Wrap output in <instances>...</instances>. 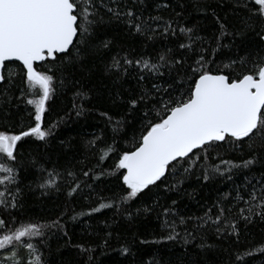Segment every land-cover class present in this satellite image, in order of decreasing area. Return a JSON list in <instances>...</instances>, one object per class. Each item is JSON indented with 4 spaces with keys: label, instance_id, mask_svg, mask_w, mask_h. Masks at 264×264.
Listing matches in <instances>:
<instances>
[{
    "label": "snow or ice",
    "instance_id": "6c2138e0",
    "mask_svg": "<svg viewBox=\"0 0 264 264\" xmlns=\"http://www.w3.org/2000/svg\"><path fill=\"white\" fill-rule=\"evenodd\" d=\"M231 3L233 9L245 13L244 28L253 31L259 28L257 35L264 41V0H231ZM194 6L205 13L209 7L198 3ZM146 8L145 0H0V87L3 88L0 100L9 97L5 102H10V90L18 87L20 96L17 98V108L23 103L30 121L27 129H22L19 133L0 131V173L4 174L0 178V185H4L6 191L9 190L8 184L16 183L14 165L18 142L24 138L46 142L52 135L53 125L44 127L45 114L49 111L48 102L57 88L64 86L63 79H60L59 84L56 83L54 69L63 70L80 62L87 55L109 51L114 44L113 40L103 39L97 45H92L90 39L96 36L101 25L112 21L123 25L129 35H139L145 41H154L157 36H171L178 40L180 36H185L189 41L178 43V48L185 53L179 58L171 54L172 49L158 54L155 62L151 58H130L127 53L122 56L117 52L104 65L105 72L112 77L114 83H119L134 73L133 78L139 86V91L135 94L130 91L124 101L127 105L126 116L137 110L141 111L142 116L139 135L134 133L131 147L117 154L115 168L124 170L117 177L122 180L119 194L122 204L146 195L145 190L151 192L150 186L159 188L165 185L168 191L178 188L183 183L181 173H190L197 161H207L211 150L224 145L242 149L246 143L252 149L254 138L264 139V55L258 54L251 59L248 56L240 57L222 68L213 67L216 61L208 58V49L204 47L205 43H210L209 40L201 37L193 28L180 27L177 32L171 19L151 13L146 16ZM169 8L170 5L161 0L155 4L154 11L161 12ZM212 15L219 25L218 34L214 35V55L220 47L225 46L221 41L231 33L214 9ZM189 52L192 54L191 63L188 62ZM37 62H47L50 67L47 71L38 70ZM237 66L240 71H237ZM162 68H167V75L172 81L167 87L153 82L165 76ZM17 80L20 81L19 85ZM149 83L151 87L147 86ZM77 95L83 97L85 94L78 92ZM28 106H31V110ZM77 115H80L79 111ZM101 115L112 123V117L108 113ZM115 123L117 127L114 131L122 128L128 121L121 118ZM94 143L95 141L89 142L90 145ZM99 150L102 152L100 159L103 160L115 148L111 144H105ZM256 162L255 152L251 158L241 159L239 163L221 160L222 164L227 165L225 171L228 172L233 168L247 169ZM38 164V161L33 162L38 187L61 191V184L57 182V177L65 180L61 171L55 166L51 170L44 166L37 167ZM209 171L220 173L221 169L219 166H212L211 169L205 167V180L208 179ZM74 175L67 171V177ZM83 176L88 177L89 172H83ZM170 177L176 180L175 184H168ZM248 184L251 190L246 193L242 188H237L234 195L225 194V200L231 197L237 204L243 202L247 205L246 209L240 208L238 212L234 211V204L220 202L213 206L216 209L214 214L213 209L209 208L203 216L185 217L176 211L175 200L171 205L160 206L157 218H163L161 228L166 232L163 238L183 239L187 244L195 241L197 234L203 229L210 228L217 237L234 235L233 242L239 244V220H243L245 226L257 217L264 221V174L258 181L259 186L251 184V181ZM83 186L90 187L86 182ZM74 193L83 195L81 183H77L76 187L69 184L66 203L73 199ZM85 198L89 199L90 194ZM0 206L7 210L8 207L15 208L17 205L0 200ZM111 207L113 204L101 203L99 208L93 207L91 212ZM119 210L118 206L117 211ZM152 210L143 209L144 212ZM65 214L61 213L60 217L50 222H21L14 230L9 229L0 236V250L6 253L0 257V264H47L42 259V253L34 256L39 249L31 242V238L40 237L43 241L47 235L45 229L55 228L68 237L70 244L71 237L61 224V217ZM6 228L7 222L0 219V229ZM181 231L184 233L183 237ZM200 239L203 240L204 237L200 236ZM73 246L84 253L89 251L83 245ZM22 248H26L27 254L34 256V259L27 262L22 257L18 259ZM258 250L264 253V245L259 246ZM236 261L247 264L240 255L236 256Z\"/></svg>",
    "mask_w": 264,
    "mask_h": 264
},
{
    "label": "trees",
    "instance_id": "16d2710c",
    "mask_svg": "<svg viewBox=\"0 0 264 264\" xmlns=\"http://www.w3.org/2000/svg\"><path fill=\"white\" fill-rule=\"evenodd\" d=\"M158 2L161 0H145V15H162L173 21L172 26L177 32L180 27L193 28L201 37L209 40L210 43H205L204 47L208 49V58L216 61L213 67L222 68L240 57L248 56L251 59L258 54L264 55V41L257 35L259 28L256 31L246 30L243 23L245 13L233 9L231 0H163L170 8L156 12L154 7ZM197 3L209 5L207 13L194 6ZM213 9L231 33L221 41L225 46L220 47L214 55V35L218 34L219 25L212 15ZM176 13L181 15L177 16ZM256 23L259 24V21ZM103 39L114 41L109 51H102L99 55H87L80 62L63 70L54 69L56 83L59 84L60 79H63L64 86L57 88L48 102L49 111L45 114L44 127L53 125L52 135L46 142L34 138H24L18 142L14 165L16 183L8 184V191L4 185H0V200L15 203L17 206L8 207L7 210L0 206V219L5 220L8 225V228L0 229V236L9 229L14 230L21 222L45 223L60 217L61 213H66L61 217V224L71 237L70 244L68 237L55 228L45 229L47 235L43 241L40 237L31 238V242L39 249L34 256L42 253V259L47 264H240L236 261L237 255L247 261V264H264V253L258 250L259 246L264 245V221L258 217L246 226L243 220H239V244L233 242L234 235L217 237L210 228L203 229L197 234L195 241L187 244L183 239L167 240L163 238L166 232L161 228L163 218H157L161 211L160 206L171 205L173 200L177 202L176 211L185 217L203 216L209 208L213 209L214 214L216 209L213 206L220 202L234 204L235 212L240 208L246 209L247 205L243 202L237 204L231 197L228 200L224 197L227 193L234 195L237 188H242L245 193L250 191L248 181L259 186L258 181L264 174V147H261L264 139L254 138L252 149L246 143L242 149L224 145L211 150L207 161H197L190 173H181L183 183L178 188L168 191L165 185L159 188L150 186L151 192L145 190L146 195L122 204L119 198L122 180L117 177L124 170L115 168L117 154L131 147L134 133L139 135L142 116L139 110L126 116L127 105L124 101L130 91L133 94L138 92L139 86L133 78L134 73L121 82L114 83L112 77L105 72L104 65L117 52L122 56L127 53L130 58H151L155 62L158 54L172 49L171 54L179 58L185 53L178 48V43L189 41L185 36H180L179 40L171 36H157L154 41H145L139 35H129L125 27L117 21L101 25L96 36L90 39V44L97 45ZM187 55L188 62L191 63L192 54L189 52ZM37 66L41 71H47L50 67L47 62ZM240 70L237 66V71ZM161 71L165 76L153 82L167 87L172 82L171 78L167 75V68H162ZM16 83L19 85L20 81L17 80ZM147 86L151 87V83ZM0 91H3L2 87ZM78 92L85 95L80 97ZM9 96L10 102H5L9 97L0 100V131L14 134L22 129L26 130L30 121L23 103L17 108L19 88H12ZM28 108L31 110V106ZM78 111L80 115H77ZM105 112L112 117V123L101 115ZM121 118H125L128 123L114 131L117 127L116 120ZM90 141L95 143L90 145ZM105 144L113 145L115 151L108 152L101 160L102 152L99 149L104 148ZM253 152L257 160L254 165L247 169L233 168L231 172L225 171L227 165L222 164L221 160L239 163L241 159L251 158ZM34 161L39 162L37 167L44 166L51 170L55 166L61 171L65 177V180L57 177L61 191L38 187ZM212 166H219L221 172L209 171L208 179L205 180L204 169H211ZM66 170L73 172L74 177H67ZM83 172H89V176H83ZM3 175L0 173V178ZM85 182L90 187L83 186ZM77 183H81L83 195L74 193L73 199L66 203L69 184L76 187ZM175 183L176 180L170 177L168 184ZM89 194L90 198L86 199L85 196ZM101 203L113 204V207L91 212L93 207L99 208ZM144 208L153 210L144 212ZM183 235L181 231V236ZM200 236L204 239L201 240ZM73 245H83L89 251L84 253ZM4 255L6 253L0 250V257ZM34 256L30 257L27 249L22 248L18 259L22 257L27 262L34 259Z\"/></svg>",
    "mask_w": 264,
    "mask_h": 264
},
{
    "label": "water",
    "instance_id": "95a60500",
    "mask_svg": "<svg viewBox=\"0 0 264 264\" xmlns=\"http://www.w3.org/2000/svg\"><path fill=\"white\" fill-rule=\"evenodd\" d=\"M41 63H43V62H37V65H40Z\"/></svg>",
    "mask_w": 264,
    "mask_h": 264
}]
</instances>
